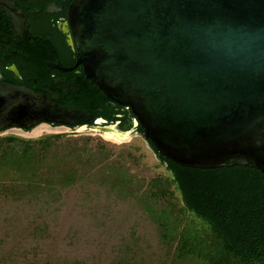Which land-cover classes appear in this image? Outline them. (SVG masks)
Segmentation results:
<instances>
[{"label": "water", "instance_id": "obj_1", "mask_svg": "<svg viewBox=\"0 0 264 264\" xmlns=\"http://www.w3.org/2000/svg\"><path fill=\"white\" fill-rule=\"evenodd\" d=\"M64 15L86 79L159 155L264 175V0H74ZM82 115L0 84V132Z\"/></svg>", "mask_w": 264, "mask_h": 264}, {"label": "trees", "instance_id": "obj_2", "mask_svg": "<svg viewBox=\"0 0 264 264\" xmlns=\"http://www.w3.org/2000/svg\"><path fill=\"white\" fill-rule=\"evenodd\" d=\"M61 138L0 137V264H264L255 167H181L147 141L169 177L145 180Z\"/></svg>", "mask_w": 264, "mask_h": 264}, {"label": "flooded vegetation", "instance_id": "obj_3", "mask_svg": "<svg viewBox=\"0 0 264 264\" xmlns=\"http://www.w3.org/2000/svg\"><path fill=\"white\" fill-rule=\"evenodd\" d=\"M73 1L0 0V84L25 87L83 113L84 120L72 126L43 124L94 130L117 140L138 134L129 109L107 100L78 66L64 15Z\"/></svg>", "mask_w": 264, "mask_h": 264}, {"label": "rangeland", "instance_id": "obj_4", "mask_svg": "<svg viewBox=\"0 0 264 264\" xmlns=\"http://www.w3.org/2000/svg\"><path fill=\"white\" fill-rule=\"evenodd\" d=\"M57 134H62L60 142H64L68 139L89 138V145L91 146L102 144L109 149L115 157H123L132 174L138 178L150 180L157 177H169V173L160 163L148 142L139 134H132L123 140H117L94 130L81 128L72 131L69 128H60L42 124L33 131H21L16 128L8 129L1 132L0 137L14 135L24 139H37L43 136Z\"/></svg>", "mask_w": 264, "mask_h": 264}]
</instances>
